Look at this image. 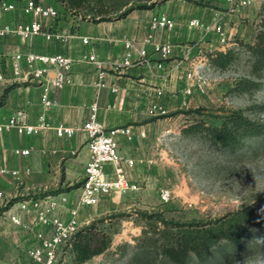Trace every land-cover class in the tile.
I'll return each instance as SVG.
<instances>
[{
  "label": "crops",
  "instance_id": "obj_1",
  "mask_svg": "<svg viewBox=\"0 0 264 264\" xmlns=\"http://www.w3.org/2000/svg\"><path fill=\"white\" fill-rule=\"evenodd\" d=\"M12 1H16L15 10L0 8V29L32 20L21 10L24 0ZM37 1L44 6L59 7L56 0ZM199 9L195 11L184 2L169 1L152 10H136L122 20L98 24L81 22L77 29H72L71 22L66 21L64 27L74 34L66 45L51 44L42 37L24 41L19 36L8 35L0 39V76L6 79L12 77L10 62L16 53L61 54L74 60L70 71L72 84L62 90L51 89L54 105L47 109L41 103L43 88L40 85L0 81V125L19 116L33 126L44 118L52 127L77 130L72 138H59L53 129L42 130L34 136L22 135L16 130L0 132V167L20 172L19 178L0 180V191L4 194L0 198V264H40L28 252L38 246L37 233L42 228L36 224L35 214L21 211L18 202L48 192L66 194L71 201L77 200L91 158L82 127L94 104L99 108L98 120L105 130L129 127L133 132L132 141L116 134L119 155L133 162V167L124 165L129 179L143 188L142 193L155 186L163 158L168 155L165 144L185 127H182L188 117L185 114L202 103L201 96L189 98L184 94L187 71L207 63L209 54L225 52L229 47V44H220L212 29L216 16L211 9ZM164 13L177 25L172 31L154 33V42L173 46V55L164 62V69H158L159 57L153 54L152 46H144L143 41L151 33L150 20ZM192 19H199L203 27L190 29L188 22ZM85 37L91 39L89 46L82 43ZM127 42L133 44L129 50ZM140 49L147 50L148 62L140 61ZM87 51H93L107 71L105 86L100 90L95 86L96 66L82 61ZM126 55L132 65L116 71L115 65ZM13 85L17 86L7 91ZM113 88L118 92L113 93ZM159 92L162 94L158 95ZM155 103L164 106L168 115L149 116L148 111ZM18 150H29L30 154L24 157L16 154ZM106 171L114 177L113 166H106ZM139 194L100 196L95 206L80 209V225L86 226L96 217L129 206ZM13 216L19 217L21 224L13 222ZM43 231L47 238L52 236L50 229Z\"/></svg>",
  "mask_w": 264,
  "mask_h": 264
},
{
  "label": "rangeland",
  "instance_id": "obj_2",
  "mask_svg": "<svg viewBox=\"0 0 264 264\" xmlns=\"http://www.w3.org/2000/svg\"><path fill=\"white\" fill-rule=\"evenodd\" d=\"M170 1L184 2L195 11L211 9L227 30L226 51L254 43L264 15V0H255L248 8H241L240 0ZM240 52L239 61L214 76L202 103L185 114L180 134L165 144L168 155L155 186L144 193L142 188V195L129 206L82 226L101 222L98 227L110 239L107 250L85 264H264V232L257 228L250 229L241 247L221 242L207 261L190 254L178 263L168 253L180 228L208 224L245 208L264 221V139H247L242 149L228 152L204 138L182 134L200 121L218 127L224 116L238 110L264 124V113L250 110L264 107V88L252 95L230 93L237 81L252 77V59L247 51ZM57 264L75 262L68 250H62Z\"/></svg>",
  "mask_w": 264,
  "mask_h": 264
},
{
  "label": "built area",
  "instance_id": "obj_3",
  "mask_svg": "<svg viewBox=\"0 0 264 264\" xmlns=\"http://www.w3.org/2000/svg\"><path fill=\"white\" fill-rule=\"evenodd\" d=\"M25 5L22 12L26 16H31L32 20L26 23H19L15 26H5L0 29V39L8 35L19 36L24 41L33 38L42 37L51 44L66 45L73 35L71 30L64 27L63 23L71 22L72 29H77L82 22L80 16L67 12L58 3L59 7L44 6L37 0H24ZM230 2L233 0H229ZM255 0H240L241 8L250 7ZM0 8L4 11H13L16 9V1L3 0L0 1ZM62 24V25H60ZM176 22L168 14H160L150 20L151 33L143 41L144 46H152L153 54L157 55L160 61L156 64L158 69H164V62L173 55V46L171 44H161L154 42V33L158 30L172 31L176 28ZM190 29H199L203 27L199 19H192L188 22ZM213 31L217 35L220 44L226 46L228 44L227 33L225 32L223 23L216 21L213 25ZM84 46H89L91 39L82 38ZM133 47L131 42L126 43V49ZM140 61L148 62V52L146 49L139 50ZM82 61L91 63L97 68V81L95 86L98 90L105 86L107 71L103 66V61L93 51H87ZM74 60L58 54H21L12 55L10 62V70L12 77L6 79L0 76V81L8 83H30L40 85L43 88L41 103L44 109L54 105L50 97L51 89L62 90L72 84L70 71ZM132 61L128 55L115 65V70L119 71L123 67H129ZM219 72L215 71L209 64V59L204 65L197 67L195 70H188L186 73V83L184 94L186 97L195 95L205 96L208 94L212 83ZM113 93H117L118 89L113 88ZM162 93L159 92L158 95ZM98 106L94 104L88 120L84 123L82 130L88 138V148L91 154L89 163L85 168L84 180L80 188V194L77 200L71 201L66 194H42L39 197L24 198L18 202L19 209L23 212H33L36 216V224L42 230L37 233L39 239L38 246L31 249L28 254L37 263L40 264H57L59 253L67 251L71 248V243L75 235L82 229L78 220V214L81 208L95 206L100 196L129 193H136L141 190L139 184L134 183L124 171V165L133 167V162L124 160L118 151V143L116 134L125 136L129 141L133 140V132L131 128H120L114 131H107L98 120ZM151 117H165L168 110L158 103L153 104L149 111ZM45 129L55 130L59 138H72L76 131L73 128L58 126H50L44 118L36 126L26 124L21 117H13L8 122L0 125V132H10L16 130L19 134L34 136ZM142 136H144L142 134ZM16 154L27 157L29 150H18ZM111 165L114 168L111 178L106 171V166ZM26 171V174H29ZM20 172L17 170H9L0 167V180H11L19 178ZM169 193H165L168 197ZM4 194L0 191V198ZM64 215V216H62ZM12 221L21 224V220L17 216H13ZM43 229L52 231V236L47 238Z\"/></svg>",
  "mask_w": 264,
  "mask_h": 264
},
{
  "label": "trees",
  "instance_id": "obj_4",
  "mask_svg": "<svg viewBox=\"0 0 264 264\" xmlns=\"http://www.w3.org/2000/svg\"><path fill=\"white\" fill-rule=\"evenodd\" d=\"M3 1V0H0ZM65 11L80 16L82 22L104 23L127 18L136 10H152L163 2L170 0H56ZM252 59V77L237 81L230 93L233 95H252L264 88V15L259 26L255 42L240 45ZM240 48H230L227 51H216L209 54V64L217 72H223L240 59ZM11 86L7 91L15 88ZM2 104V102H0ZM264 113V107H252ZM182 134L187 137H201L213 145L235 152L242 149L247 139H264V124L250 118L244 111H232L223 117L218 127L207 125L200 121L186 127ZM45 193L44 195H54ZM1 213V211H0ZM95 221L82 228L73 238L68 250L75 264H85L93 257L104 253L110 244ZM251 228L264 232V221L253 216L249 208L231 213L214 222L193 225L191 228L179 229L176 234V244L168 248L169 256L182 263L193 254L201 261L210 258L212 250L221 242L226 241L234 247H241Z\"/></svg>",
  "mask_w": 264,
  "mask_h": 264
}]
</instances>
